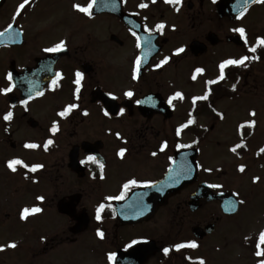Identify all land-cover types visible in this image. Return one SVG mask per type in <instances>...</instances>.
I'll return each mask as SVG.
<instances>
[{"label": "flooded vegetation", "instance_id": "1", "mask_svg": "<svg viewBox=\"0 0 264 264\" xmlns=\"http://www.w3.org/2000/svg\"><path fill=\"white\" fill-rule=\"evenodd\" d=\"M90 2L30 0L17 15L23 0H0V227L10 224L24 235L0 239L6 240L0 264L41 257L52 264H116L140 247L159 264H199L190 246L169 241L170 228L214 224L213 233L196 241L207 239L222 219L237 215L224 214L213 196L235 193L243 201L232 180L241 184L252 169L264 168V45L258 43L264 3L95 0L90 15L74 8ZM61 42L60 51H45ZM246 56L244 64L226 65L218 79L221 63ZM177 92L183 98L169 103ZM189 119L194 123L181 128ZM14 159L22 161L16 171L8 167ZM34 165L42 167L31 171ZM131 180L137 184L125 190ZM153 202L150 216L127 218ZM36 207L41 211L21 218L25 208ZM40 218L47 231H37ZM30 234L37 244L24 242ZM178 244L186 246L177 250ZM73 249L81 259L73 260Z\"/></svg>", "mask_w": 264, "mask_h": 264}, {"label": "rangeland", "instance_id": "2", "mask_svg": "<svg viewBox=\"0 0 264 264\" xmlns=\"http://www.w3.org/2000/svg\"><path fill=\"white\" fill-rule=\"evenodd\" d=\"M255 175H259V182L256 184L253 183L255 185L251 186V181ZM233 177L238 176L234 173ZM240 181L234 179L231 182L234 185L233 187L239 189L241 192L240 197L243 200V204L239 212L232 218L222 219L218 224L216 233L203 241L195 242L197 247H191L192 249L189 252L191 259L195 263L203 260L205 264H260V261L264 260V256L256 255L258 249L261 246L264 247V243L260 241V233L264 232V168L252 169L246 176L244 182L239 184ZM215 210L222 214L219 211V207L213 205L211 211L213 212ZM37 224L39 228L37 230L38 232L48 230V223L44 219L40 218ZM195 224V221L185 222L182 226L177 224L174 228H170L169 241L176 243L191 242L194 239L191 231ZM157 225L154 223V226ZM21 235L24 236L23 234ZM21 235L10 224H5L0 227V239L11 237L20 239L19 236ZM38 241L39 237L31 234L24 240V242L31 245L37 244ZM4 242L6 240H0V245ZM18 251L22 252L21 250ZM89 256L92 257L91 252L88 253L86 258ZM2 258L3 256L0 255V262ZM81 258L82 256L73 249V260ZM55 263L64 264L61 261ZM30 264L52 263L44 259V257H41V259L32 261ZM70 264L75 263L72 262ZM87 264H95V262L90 259ZM145 264L159 263L155 257H152Z\"/></svg>", "mask_w": 264, "mask_h": 264}, {"label": "snow or ice", "instance_id": "3", "mask_svg": "<svg viewBox=\"0 0 264 264\" xmlns=\"http://www.w3.org/2000/svg\"><path fill=\"white\" fill-rule=\"evenodd\" d=\"M153 2H155V0H153ZM166 2H167V3L179 4V3L181 2V0H166ZM252 2H254V3H264V0H252ZM29 3H30V0H23V3H21V4L19 5V9H18L17 15H19V14H20V10H23V9L25 8V6L28 5ZM94 3H95V0H91V2L88 3V5H87L86 7L77 4V5H74V8H76V10H78V11H80V12H83V13H85V14L90 15V14H91V9L93 8ZM146 6H147V5H144V4L140 5V7H146ZM177 11H179L178 8H177ZM157 27H158V29H162V28L164 27V25L161 24V25H158ZM10 29H11V25H9V30H10ZM235 31L239 32L241 36H244V35H245V30H244L243 28L235 29ZM2 35H4V33H0V36H2ZM133 35H135V33H133ZM258 43L261 44V45H264V39H259V40H258ZM63 46H64V45H63V42H61L60 44H58V45H56V46H54V47H52V48H47V49H45V51H46V52H57V51H60V50L63 48ZM137 47H140V37H137ZM183 51H184L183 48L177 50L178 53H179V52H183ZM250 51L255 52L256 49L253 47V48L250 49ZM248 59H249V57L246 56V57L241 58L240 60H228V61H225V62L221 63V64L219 65V68H220V77H219L218 79H219V80L224 79V69H225V66H226V65H241V64H244V62H245L246 60H248ZM164 63H167V58H166L164 61L161 62V65L164 64ZM139 65H140V60L137 59V61H136V68H135V70H134V75H133V78H134V79L136 78V74L139 72ZM159 66H160V65H158V67H159ZM196 71H197V72H202L203 69H196ZM77 76L79 77V76H80V73H77ZM8 79L11 80V74H9ZM193 79H195V77H193ZM217 82H218V81H209L208 83H217ZM53 83H55V81H53ZM75 83H76L77 85H79V84H80V80L77 79V80L75 81ZM233 90H235V85H233ZM4 91H5L6 93H7V92H11V91H12V88L9 87V88L5 89ZM77 92H79V88H77ZM40 94L42 95L43 93H40ZM126 95L130 97V96H132L133 94H132L131 92H128V93H126ZM207 95H208V94L206 93L205 96H203V97H195V98H193V103H195L196 100H199V99H207ZM174 98H181V99H182L183 97H182V94H181L180 92H177V93H175V96H174L173 98H170L169 103H171V99H174ZM24 103H27V101H25ZM75 107H76V105H71V106H69L68 109H66L65 111L59 113V115H61V116H65V115L68 114V112H69L72 108H75ZM214 111H215V110H214ZM85 114H87V113H85ZM105 115H107V113H105ZM218 115H220V114H218ZM251 115H255V113L253 112V113H251ZM11 118H12V113H11V112L7 113V115H5V117H4V119H5L6 121H7V120H10ZM221 118H222V117H221ZM193 123H194V120H193V119H189L185 125H182V126H181V128H186V127H188V125H191V124H193ZM252 123H254V121H253ZM249 126H251V125H249ZM241 127H243V125H241ZM57 130H58L57 127L54 125L52 131L55 132V131H57ZM180 131H181V129H177V135L180 134ZM51 143H52V141L49 140V141L45 144V146H44L45 149H47L48 144H51ZM166 146H167L166 144L163 145V146L161 147V151H163L164 148H165ZM189 146H190V145H189ZM25 147H26V148H36V147H38V145H36V144H26ZM180 147L183 148V147H186V146H185V145H180ZM239 147H241L240 144H238V145H236L234 148H232L231 151L235 152L236 149L239 148ZM260 151H261V152H264V149H261ZM119 155L122 157V156L124 155V150H121V152L119 153ZM153 155H155V153H153ZM88 159H89V160H92V161H95V158H94V157H89ZM19 164H22V161H20V160H18V159H14V160H11V161L8 162V167H9L12 171H16L15 165H19ZM24 166H25V167H28L27 165H24ZM41 167H42V165H34V166L31 167L30 170H31V171H36L37 169H39V168H41ZM102 167H103V166L101 165V168H102ZM205 171H209V172H210L211 169H205ZM239 171H240L241 173H243V172L245 171V167H244L243 165H241V166L239 167ZM258 180H259L258 177H257V178H254V181H253V182H257ZM136 184H137V181H136V180H131V181H129L128 183H126V184L124 185V189L127 190V189L129 188L130 185L134 186V185H136ZM146 186H148V185H146ZM210 187H218V185H210ZM123 198H124V193H121L120 196L115 197V199H123ZM38 199H39V200H43V197H38ZM239 203H243V201H239ZM103 208H104V205L101 204V205L99 206L98 210H97V217H96L97 220H100V219H101V217H100V211H101ZM30 211H31L32 213H38V212L41 211V209H40L39 207L33 208V209H31V210L25 208V209L23 210V213H22L21 218H22V219H25V218L27 217V215L29 214ZM97 235L100 236L101 239H102L103 236H104L103 232H99V231H98ZM260 241H261V243H264V232H261V233H260ZM133 243H136V242L133 241ZM130 246H131V245H130ZM185 246H186V245H184V244H178V245L175 246V248H176L177 250H179V249H181V248H184ZM188 246L193 247V248L197 247V245H196L195 243H191V244L188 245ZM7 247H10V248H16L17 245H16L15 243H10V244L7 245ZM258 247H259V245H258ZM4 250H5V246H0V251H4ZM168 252H169V249H168V248H165V249H164V253L167 255ZM256 255H257V256H264V251H257V252H256ZM114 258H115V254H110V255H109V260H114ZM199 264H205V262H204L203 260H200ZM260 264H264V260H261V261H260Z\"/></svg>", "mask_w": 264, "mask_h": 264}, {"label": "water", "instance_id": "4", "mask_svg": "<svg viewBox=\"0 0 264 264\" xmlns=\"http://www.w3.org/2000/svg\"><path fill=\"white\" fill-rule=\"evenodd\" d=\"M213 198H218L221 201V206L223 209V212L228 215H233L235 214L238 209H239V200L234 194L230 195H216L213 196ZM152 209L147 210L146 208L144 209V213H135L131 212L127 214V218H130L131 221H136L140 220L141 218H145V216H150L154 212V206L155 202L153 203H148ZM214 231V225H210L206 228V230H203L200 227H196L193 230L194 236L196 238H203L207 233H212ZM154 246V242L152 244ZM152 246V247H153ZM149 250L143 247L133 249L129 251L126 254H122L120 257L117 259V264H143L147 257H148Z\"/></svg>", "mask_w": 264, "mask_h": 264}]
</instances>
